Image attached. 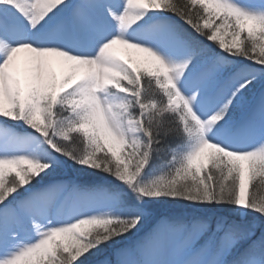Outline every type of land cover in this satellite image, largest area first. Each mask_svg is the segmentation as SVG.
Wrapping results in <instances>:
<instances>
[{"label":"snow or ice","instance_id":"snow-or-ice-1","mask_svg":"<svg viewBox=\"0 0 264 264\" xmlns=\"http://www.w3.org/2000/svg\"><path fill=\"white\" fill-rule=\"evenodd\" d=\"M261 188L264 0H0V264H264Z\"/></svg>","mask_w":264,"mask_h":264},{"label":"rangeland","instance_id":"rangeland-1","mask_svg":"<svg viewBox=\"0 0 264 264\" xmlns=\"http://www.w3.org/2000/svg\"><path fill=\"white\" fill-rule=\"evenodd\" d=\"M123 54L126 56H131L133 60L138 59L139 56L141 55V54L136 53L135 51H132V50H128L127 52H124Z\"/></svg>","mask_w":264,"mask_h":264},{"label":"trees","instance_id":"trees-1","mask_svg":"<svg viewBox=\"0 0 264 264\" xmlns=\"http://www.w3.org/2000/svg\"><path fill=\"white\" fill-rule=\"evenodd\" d=\"M257 195L260 197H264V188H261L258 192Z\"/></svg>","mask_w":264,"mask_h":264}]
</instances>
